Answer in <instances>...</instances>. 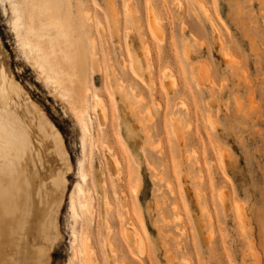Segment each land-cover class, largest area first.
I'll return each mask as SVG.
<instances>
[{"label":"rangeland","instance_id":"rangeland-1","mask_svg":"<svg viewBox=\"0 0 264 264\" xmlns=\"http://www.w3.org/2000/svg\"><path fill=\"white\" fill-rule=\"evenodd\" d=\"M202 1L211 9L222 41L192 0H55L69 11L71 23L77 5L91 15L93 24L82 37L87 84L95 94L108 95L113 106L99 125V105L88 98L91 133L83 150L81 130L67 105L18 55L8 7L0 0V69L41 106L71 160L65 188L58 189L51 177L33 192L42 209L62 191L65 196L47 264H69L74 258L72 231L85 236L69 211V196L80 181V161L89 172L85 187L94 199L89 234L95 263L264 264V1ZM154 20L161 25L159 36L150 31ZM145 38L151 55L145 52ZM92 49L99 62L95 67ZM131 49L142 74L132 64ZM170 73L178 79L176 86L166 83ZM199 80L204 83L199 85ZM175 119L182 144L174 132ZM110 146L122 151L117 170L111 165ZM53 158L59 160L36 133L32 149L15 161L14 174L45 171L57 165ZM6 179L0 164L1 185ZM38 192L45 199L42 204ZM103 193L112 205L102 200ZM131 218L143 225L141 249L123 232ZM8 259H14L12 254ZM38 260L33 249L32 261Z\"/></svg>","mask_w":264,"mask_h":264},{"label":"bare ground","instance_id":"bare-ground-1","mask_svg":"<svg viewBox=\"0 0 264 264\" xmlns=\"http://www.w3.org/2000/svg\"><path fill=\"white\" fill-rule=\"evenodd\" d=\"M4 1L8 7V25L14 37L18 55L24 63H29L37 71V77L45 83L44 86L47 85L48 89L50 88L49 91L51 90L60 99L59 101L67 105L68 111L74 116L81 130V146L85 150L88 135L91 133L88 98L96 100L99 105L96 113L94 112L99 125L105 124L113 112L109 96L103 93L95 94L92 86L87 84V51L82 44V37L89 32L91 24H93L90 22L91 15L88 11L82 12L77 5L76 21L71 23L68 17L69 11L67 14L55 0ZM192 1L198 3V8L212 26L218 39L222 41L219 26L209 6L202 0ZM178 4L181 5L182 2L179 1ZM149 12L150 16L154 17V14L151 13L152 9ZM128 14L133 18L134 14L130 9H128ZM113 18L116 22L118 21L116 14H113ZM155 21L151 22L150 31L159 36L162 33L161 25ZM103 30L101 29L102 33ZM103 36L106 40L104 33ZM144 42L146 54L151 55L148 39L145 38ZM221 43L220 45H223V42ZM131 51L132 64L136 71H139L141 62L133 49ZM96 55L92 49L93 67L99 65L95 58ZM225 56L229 57L226 50ZM123 63L126 64L127 60L124 59ZM177 82L176 75L170 73L166 83L176 86ZM202 83L204 82L199 80L198 84ZM130 89L134 97L135 87L131 86ZM55 95L54 97H56ZM31 97L14 78L7 75L6 70L0 69V164L1 171H4L5 178H7L5 186L0 183V264H47L48 252L59 235V212L64 202V192L55 196L45 209L36 205L33 192L36 188L41 189L42 182L51 177L53 184L58 189L65 188L66 175L71 170V160L61 135L41 106ZM146 111L149 114L150 107H147ZM209 121L211 120L209 119ZM174 132L179 143L182 144L183 136L180 132L179 121L176 119L174 120ZM36 133L42 139H46L53 152L59 156V160L53 158L57 165L55 166V163L53 164L49 159L54 167L47 166L45 171L36 174L21 172L19 175H15V161L25 151L32 149ZM109 148L113 155V163H110L117 170L122 164V151L119 147L110 146ZM84 166L80 161L78 166L80 181L75 185L77 190L74 188L69 196L71 216L75 223L81 222L82 235H85L82 238V236H78L75 229L72 231L74 251V255L73 253L72 255L74 258H80L77 264H97L93 258L95 247L89 234V223L92 222L95 211L94 199L91 189L85 187L89 172L85 170ZM97 186L102 192L101 188L103 187H101L99 177ZM138 187H134L133 189H137L134 191H138ZM38 196V200L42 204L45 199L40 192H38ZM105 199L108 200L106 194L102 197V200ZM176 206H174L175 210ZM82 213L85 214V219H83ZM176 218L180 219L181 215L178 213ZM209 222L211 224L210 220ZM106 223L108 224V222ZM123 232L127 239L141 249L145 241L143 225L131 218L129 227H126ZM40 233L42 234L41 238L36 239V235ZM110 241L108 243L112 249L113 244ZM33 249H37L39 252L37 262L32 261ZM11 254L14 257L13 260L8 259ZM74 258L69 261V264H73Z\"/></svg>","mask_w":264,"mask_h":264}]
</instances>
